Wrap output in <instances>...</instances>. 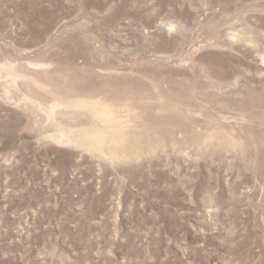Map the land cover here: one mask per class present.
I'll return each instance as SVG.
<instances>
[{"label": "rangeland", "instance_id": "obj_1", "mask_svg": "<svg viewBox=\"0 0 264 264\" xmlns=\"http://www.w3.org/2000/svg\"><path fill=\"white\" fill-rule=\"evenodd\" d=\"M0 264H264V0H0Z\"/></svg>", "mask_w": 264, "mask_h": 264}]
</instances>
